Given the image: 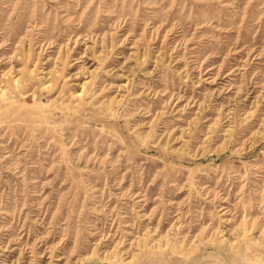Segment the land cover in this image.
I'll use <instances>...</instances> for the list:
<instances>
[{"label":"rangeland","instance_id":"rangeland-1","mask_svg":"<svg viewBox=\"0 0 264 264\" xmlns=\"http://www.w3.org/2000/svg\"><path fill=\"white\" fill-rule=\"evenodd\" d=\"M0 264H264V0H0Z\"/></svg>","mask_w":264,"mask_h":264}]
</instances>
